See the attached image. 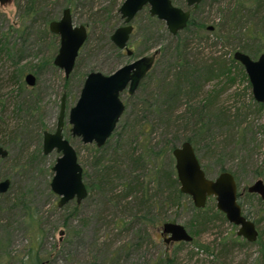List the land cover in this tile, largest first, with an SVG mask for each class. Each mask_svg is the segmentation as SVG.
I'll return each instance as SVG.
<instances>
[{
  "label": "rangeland",
  "instance_id": "rangeland-1",
  "mask_svg": "<svg viewBox=\"0 0 264 264\" xmlns=\"http://www.w3.org/2000/svg\"><path fill=\"white\" fill-rule=\"evenodd\" d=\"M28 1L0 2V145L8 152L0 158V180H10L8 190L0 193V264H36L32 262L37 258L41 264H264L262 204L258 195L246 191L256 179L264 180V102L257 110L244 68L233 59L236 49L252 58L264 53V0H202L191 12L194 24L188 28L187 51L200 61V68L220 61L216 67L221 74L197 80L200 87L180 93L173 110L156 113L150 103L163 97L162 79L168 74L165 83L172 82L178 70L170 69L173 51L157 53L136 91L120 94L125 109L101 147L82 143L70 132L68 111L85 75L93 70L108 74L174 40L163 21L161 26L147 17L145 7L132 21V55H127L110 40L123 23L118 12L123 0H34L33 13L26 11ZM172 2L186 8L185 0ZM65 7L74 24L85 25L88 34L68 77L53 63L59 37L49 30V20L59 19ZM200 22L203 26L195 24ZM27 73L34 74V85L25 82ZM62 94V133L77 152L88 193L79 203L72 199L58 206L50 180L59 153L44 154L42 140L44 131L56 128ZM207 99L210 105L203 108ZM186 137L193 138L208 177L222 168L234 174L242 211L258 220L261 243L236 247L225 259L213 258L199 244L215 253L219 241L238 229L218 219L200 235L189 231L190 242L164 241L162 224L178 222L188 228L193 203L184 194L178 201L165 199L168 189L164 185L160 193L153 174L156 167L164 173L175 170L166 142L179 146ZM133 156L140 160L132 161ZM105 165L109 177L101 171ZM101 177H107L106 182ZM129 179L142 182L144 192L133 190L123 199ZM208 203L215 205L214 199Z\"/></svg>",
  "mask_w": 264,
  "mask_h": 264
},
{
  "label": "water",
  "instance_id": "water-1",
  "mask_svg": "<svg viewBox=\"0 0 264 264\" xmlns=\"http://www.w3.org/2000/svg\"><path fill=\"white\" fill-rule=\"evenodd\" d=\"M5 0H0L4 2ZM201 0H185L186 8L174 5L172 0H123L118 8L122 25L117 26L110 35L112 43L132 55L128 46L129 37L133 31L132 21L143 8L148 9L150 16L163 21L168 32L175 35L185 28ZM49 30L59 37V48L53 58V63L63 70L68 77L73 70L78 52L87 38V28L83 24H74L70 8L62 10L59 19L49 22ZM158 51L142 55L122 64L112 72L105 74L100 71H89L83 80L79 96L68 111V122L71 124L72 136H77L82 143H95L101 147L111 136L125 109L120 98L121 92L128 88L133 94L140 82L151 70ZM233 59L239 62L248 77L252 95L256 102H264V53L252 58L241 50L233 52ZM32 73L25 75L28 85L35 84ZM65 118V94L60 99L56 128L53 132L44 131L42 152L48 154L55 150L56 158L50 180L51 190L59 196L58 206L75 199L79 203L88 193L83 181V168L78 161L77 152L62 133ZM7 150L0 145V158L6 157ZM175 160L176 178L181 193L188 195L196 208H203L209 197L215 200L216 208L221 211L226 220L237 226L236 234L248 242H254L259 234L256 224L242 212L238 201V186L233 174L221 171L214 178L206 175L191 142L183 141L172 150ZM10 180H0V193L8 190ZM256 193L264 200V182L256 179L246 189ZM164 241L190 242L193 237L187 228L178 222L166 221L161 226Z\"/></svg>",
  "mask_w": 264,
  "mask_h": 264
},
{
  "label": "trees",
  "instance_id": "trees-1",
  "mask_svg": "<svg viewBox=\"0 0 264 264\" xmlns=\"http://www.w3.org/2000/svg\"><path fill=\"white\" fill-rule=\"evenodd\" d=\"M27 5H28V9H26V11L28 13L29 12L33 13L35 11L37 12V10H34V8H36L34 0H29ZM138 13H140V12H138ZM235 13H236L235 11L232 12V15H235ZM147 17L149 19L157 20L159 25H161V26L163 25L162 21L157 19L155 16H150L148 13ZM50 21H51V19L49 20V22ZM192 24H194V22L190 16L188 23L185 26V28L178 31L175 35H172L167 30H165L168 32L167 34L169 35V37H171V39L174 40V43H173V45L166 43L161 48H157L158 53L162 52V50H166V49L167 50L170 49L171 51H173V53L175 54V60L170 65V69L172 67L173 68L177 67L178 70L176 71V75H175L174 80L172 82H168L167 84L165 83V79H166L168 74H166L164 76V78L162 79L161 82L164 85V86H162V87H164L163 97L158 98L157 103H155V102L150 103V106L151 107L153 106L154 111L156 110V113L161 114L163 109H167V108L168 109L171 108L173 110L176 107L174 105L176 103V97L180 96L179 95L180 93H187L188 94L189 91H193V90L196 91V89L200 87L201 83H198L197 80L199 82H200V80L205 82V81L221 74V72H219L221 67L218 70L216 67V66L221 65L220 61L213 60L209 63H206L205 65H203V67L200 68V66H199L200 61H198L197 58H195V57L193 58L192 54H190V52L187 51L190 48V38H189L190 33L188 32V28L190 26H192ZM195 24L199 27L203 26V24L201 22L195 23ZM183 32H185V33L188 32V33L185 34ZM183 34H185V35L183 36ZM158 39H161V38L159 37ZM87 41H88V34H87V38H86L85 42H87ZM85 42H84V44H85ZM115 48L117 50H119V48H117V47H115ZM236 50H239V49H236ZM243 52H245V51H243ZM228 70H229V68L227 67V69L225 71H228ZM169 83H171L170 86H168ZM196 83H198V84H196ZM195 85H197V86L194 87ZM209 105H210V100L207 99V104L203 105V108H208ZM256 105H257V110H261V108L263 107V103L256 102ZM194 114L195 113H193L192 115H194ZM199 120H201V119H199ZM183 141H189L193 145V138L192 137H186L185 140H183ZM166 143L170 144L169 149H171V151L175 147H177L173 142L170 143L167 141ZM133 158L134 159H132V161H139L140 160V158H138L136 156H133ZM174 167H175V164H174ZM101 171L103 173H105L106 176H108L111 173L108 165H105L104 167H102ZM221 171H228V170L222 168ZM205 173H206V171H205ZM233 176H234V174H233ZM153 177H154L153 180L155 181V186L158 188L160 193H162V191L164 190L162 188V186L165 185L167 187L168 195L165 196V199H169L172 201H178L183 196V193H181V191L179 190V182L176 178V171L173 168H172L171 172L164 173L162 168L156 167L155 172L153 174ZM105 178H107V177H101V182H106ZM135 181H137V180L136 179H129V180H126L124 182V187H126V192L122 196L123 199H125L126 196L130 195L133 190H135V191L142 190V192H144V184L142 182H138V181L135 182ZM263 182H264V180H263ZM135 184H141V185H139L141 187H138L136 189ZM247 194H249V193H247ZM184 195L188 196L186 194H184ZM240 198H241V195H240ZM210 199H214V198L209 197L203 208H196L194 205H192V210H193L194 216L191 218V220L187 224L189 229L185 226L187 228V230L190 231L192 234L200 235L203 231H205L209 228L210 224H214L215 220H217V219L221 220L223 222L227 221L224 214L221 211H219L214 204L209 205L208 201H210ZM258 200L262 204L261 211L264 213V200L261 199L259 196H258ZM240 201H241V199H240ZM254 222H255V224H257L258 220L255 219ZM260 237H261V235L259 233L257 239L254 242H248L244 238L238 236L237 234H234L230 238L221 239L218 243V251L215 253H213L214 249H210L209 246H207V245L199 244V246L201 248H204V250L206 252L211 253L213 258L221 257V258L225 259V258H227L229 253H231L232 250H234L236 247L249 246V245L261 243ZM263 249H264V247L260 248V250L264 256ZM32 263L41 264L42 260L37 258V260L35 262H32Z\"/></svg>",
  "mask_w": 264,
  "mask_h": 264
},
{
  "label": "flooded vegetation",
  "instance_id": "flooded-vegetation-1",
  "mask_svg": "<svg viewBox=\"0 0 264 264\" xmlns=\"http://www.w3.org/2000/svg\"><path fill=\"white\" fill-rule=\"evenodd\" d=\"M202 1V0H201ZM197 8V7H196ZM192 10H194V9H192ZM192 12V11H191ZM55 34V33H54ZM126 89H128V88H126ZM127 92H128V90H127ZM122 93V92H121ZM115 130V129H114ZM114 132V131H113ZM113 134V133H112ZM111 134V135H112ZM95 144V143H94ZM214 178V177H213ZM247 191V190H246ZM248 192V191H247ZM239 193V192H238ZM248 193H250V192H248ZM250 194H256V193H250ZM240 195H241V192L239 193V196H238V201H239V199H240ZM257 195V194H256ZM162 235V234H161ZM163 236V239L165 238V236L164 235H162ZM180 242V241H179ZM169 243H173V242H169Z\"/></svg>",
  "mask_w": 264,
  "mask_h": 264
}]
</instances>
